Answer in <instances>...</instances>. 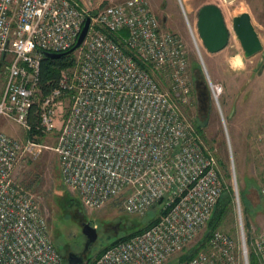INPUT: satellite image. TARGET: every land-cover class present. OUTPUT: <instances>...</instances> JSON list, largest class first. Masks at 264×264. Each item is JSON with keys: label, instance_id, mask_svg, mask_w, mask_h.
I'll use <instances>...</instances> for the list:
<instances>
[{"label": "built area", "instance_id": "2783aa9c", "mask_svg": "<svg viewBox=\"0 0 264 264\" xmlns=\"http://www.w3.org/2000/svg\"><path fill=\"white\" fill-rule=\"evenodd\" d=\"M86 18L74 65L41 96V52L70 49ZM121 30L130 53L113 37ZM191 34L197 48L192 28ZM7 53L0 117L28 132L36 103V132L41 139L56 132V141L50 147L0 130V264H63L37 197L12 176L20 160L37 159L45 149L56 153L62 183L86 208L120 199L129 214L163 211L152 226L111 245L90 264H249L241 218L237 244L214 230L204 248L178 260L209 221L225 181L181 108L191 94L185 45L161 29L147 0H124L92 12L80 0H0V55ZM153 69L166 73L167 90ZM209 84L217 103L220 87ZM261 163L264 170V154ZM235 208L240 216L236 189ZM252 246L258 264H264V231Z\"/></svg>", "mask_w": 264, "mask_h": 264}, {"label": "rangeland", "instance_id": "374dc122", "mask_svg": "<svg viewBox=\"0 0 264 264\" xmlns=\"http://www.w3.org/2000/svg\"><path fill=\"white\" fill-rule=\"evenodd\" d=\"M121 1L124 0H110L109 4ZM147 1L159 20L161 29L177 34L187 51L191 94L189 102L181 108L192 123L195 121L204 125L208 143L201 139L205 148L218 160L225 181L221 201L230 207L216 230L228 233L237 244L240 235L238 222L241 218L248 258L253 254L258 264L252 240L264 231V194L261 193L264 189V170L261 163L264 154V56L257 53L249 58L244 57L232 29L231 17L239 12L249 14L264 45V0ZM208 3L221 9L229 31L225 47L214 53L204 46L196 24L199 8ZM191 28L198 49L194 44ZM1 56L0 96L6 82L5 66L10 61L11 54L7 53L3 61ZM152 73L160 87L167 90L169 80L166 73L156 69ZM208 80L220 87L217 103L212 98ZM201 81L207 84L210 92L211 103L207 119L206 110L198 107L194 93L195 83ZM67 104V99L63 98L60 107L62 113L67 109ZM59 122L60 119L57 127ZM0 130L20 140L28 137L24 128L2 117ZM41 141L53 147L56 132L43 137ZM12 176L37 197L41 211L47 218L50 239L65 262L68 252L80 253L83 249L85 237L80 228L82 221L94 226L98 234L96 241L84 253V258H92L111 241L143 227L159 213L157 208L142 215L126 213L118 199L111 200L96 210L86 208L77 193L62 183L57 155L52 149H45L37 159L20 160ZM60 186L79 199L80 204L77 207L65 209L62 198L56 202L55 196L61 194ZM235 189L239 197L240 216L235 208ZM78 207L80 211L77 210ZM205 231L206 225L196 239L177 255L178 258L182 254L193 252ZM170 263H175V259Z\"/></svg>", "mask_w": 264, "mask_h": 264}, {"label": "trees", "instance_id": "16d2710c", "mask_svg": "<svg viewBox=\"0 0 264 264\" xmlns=\"http://www.w3.org/2000/svg\"><path fill=\"white\" fill-rule=\"evenodd\" d=\"M87 1H89V3L87 4ZM110 0H80V3L84 6L87 7V9L92 12L94 11L96 8H101L106 6L107 4H109ZM127 36V32L125 30H121L119 32H117L116 34L113 35L114 39L119 42L121 44V46L123 47V51L125 53H130L129 50L127 48H125L124 46V38ZM4 56H1V61H3ZM141 67L146 68L145 65H143L142 63H139ZM74 65V51L73 52H68V50L60 52V56L58 57H41L40 60V69H39V76H38V87H39V91L41 96H46L50 93V91L52 90V88L56 85L60 73L62 70L70 68ZM194 93H195V97H196V102L197 105L200 109L206 110V114H205V119L208 118V112L210 109V92H209V88L207 86V84L204 82L201 83H195L194 86ZM205 102V103H204ZM37 110H38V105L36 103L33 104V106L30 108L29 114H28V122L31 126V129L28 131V137L36 140V141H41V137L38 135V133L35 130V125L38 121V115H37ZM193 125L195 127L196 132L199 134V136L208 143V140L205 136L204 133V125H201L198 122H193ZM62 185V183H61ZM60 195L55 196L56 198V202H59V200L62 198L65 209H70V207L73 206H78L79 199L75 196H73L70 192H68L67 190L63 189V187L60 186ZM79 197V196H78ZM117 201V200H116ZM118 203H121V200L118 199ZM229 206L221 201V196L219 198V200L217 201V204L212 212V215L209 219V221L206 224V231L204 232L202 239L200 240V242L198 243V245L195 247L194 251L191 252L190 254H182L178 260L184 262L187 259H189L192 255H194L198 250L202 249L205 247L206 242L210 236V234L219 228V226L222 224L224 218L226 217L228 210H229ZM77 210L80 211V207L77 208ZM163 214V211H159V213H157V216L153 217L152 219H150L143 227L138 228L136 230H134L131 233H128L122 237H119L113 241H111L109 244H107L106 246H104L100 251H98L96 253V255L94 257H87L85 258V260L87 261V264H90L93 262V260L95 258H97L105 249H107L108 247H110L111 245L128 239L129 237L138 234L142 231H144L145 229L149 228L150 226H152L154 223L157 222V220L159 219V217ZM249 264H257L256 259L254 257L253 254L249 255ZM65 263V261L63 262V264Z\"/></svg>", "mask_w": 264, "mask_h": 264}, {"label": "water", "instance_id": "95a60500", "mask_svg": "<svg viewBox=\"0 0 264 264\" xmlns=\"http://www.w3.org/2000/svg\"><path fill=\"white\" fill-rule=\"evenodd\" d=\"M88 24L89 19L86 18L76 42L68 49V52L75 51L82 43L87 32ZM196 24L201 41L209 52H218L225 47L228 41L229 31L225 24L222 11L217 5L211 3L202 5L197 12ZM231 25L238 38L244 57L249 58L257 53H261L264 56V45L259 38L249 14L239 12L233 15L231 17ZM41 54L43 57L51 58L60 56V53L48 51H42ZM208 82L210 81L208 80ZM80 228L82 235L85 237L83 249L80 253L68 252L64 264H87L84 253L96 241L98 234L96 228L90 225L89 222L82 221Z\"/></svg>", "mask_w": 264, "mask_h": 264}, {"label": "flooded vegetation", "instance_id": "af4514ba", "mask_svg": "<svg viewBox=\"0 0 264 264\" xmlns=\"http://www.w3.org/2000/svg\"><path fill=\"white\" fill-rule=\"evenodd\" d=\"M62 261H63V262L65 261L64 258H62Z\"/></svg>", "mask_w": 264, "mask_h": 264}]
</instances>
